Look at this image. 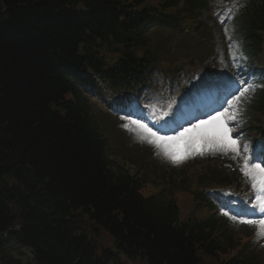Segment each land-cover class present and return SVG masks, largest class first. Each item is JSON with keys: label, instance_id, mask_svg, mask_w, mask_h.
Segmentation results:
<instances>
[{"label": "trees", "instance_id": "16d2710c", "mask_svg": "<svg viewBox=\"0 0 264 264\" xmlns=\"http://www.w3.org/2000/svg\"><path fill=\"white\" fill-rule=\"evenodd\" d=\"M73 2L0 0V130L11 137H2L6 151L14 160L30 161L39 174L56 183L52 185L62 195L91 205L97 218L111 220L121 233L125 229L126 241L131 246L140 244L152 262L197 264L199 252L214 255L219 251L217 239L208 237L195 249L193 239L179 236L170 225L152 218L123 189L108 186L98 155L91 151L72 115L75 107L63 101L67 88L55 63L62 54L75 58L85 30L109 24L115 16L108 9L77 13ZM53 103H61L67 114L57 111ZM115 211L122 212V223L120 215L112 216Z\"/></svg>", "mask_w": 264, "mask_h": 264}, {"label": "snow or ice", "instance_id": "6c2138e0", "mask_svg": "<svg viewBox=\"0 0 264 264\" xmlns=\"http://www.w3.org/2000/svg\"><path fill=\"white\" fill-rule=\"evenodd\" d=\"M249 89L245 88L244 92H248ZM244 92L241 93V96L244 95ZM236 102H239L240 97L237 96L234 98ZM230 107L233 108V113L230 114L227 109L224 112L217 113L216 116H212L208 121H201L200 124H195L192 128L185 129L184 132H181L178 137H161L157 133L152 132L147 125L135 121L134 123L138 124L141 129L147 130L153 138L150 142L157 144L158 147H162L165 150V154L169 155L175 162H179V157L176 143L184 138L187 142V147L185 154L189 151H195L197 144L202 140L206 147L209 150H214L215 148H220L221 150H230L237 155L239 154L240 148L238 141L233 139L230 135L231 129L228 128L227 123L230 120L236 119L239 115V109L230 102ZM218 122L214 128L209 131L205 130L203 133L197 132L201 128V125L204 123ZM188 133H193V135H186ZM247 146H245L244 151L247 152ZM256 159L264 161V153H261L260 156H257ZM245 175L249 177L252 181V187L256 190V205L254 209L258 210L261 214L259 219H239V223L252 226L257 229V234L260 237H264V167L260 163H253L251 166L245 161L244 164ZM228 215L227 212L224 213ZM234 221L237 220L236 216L231 217Z\"/></svg>", "mask_w": 264, "mask_h": 264}, {"label": "rangeland", "instance_id": "374dc122", "mask_svg": "<svg viewBox=\"0 0 264 264\" xmlns=\"http://www.w3.org/2000/svg\"><path fill=\"white\" fill-rule=\"evenodd\" d=\"M151 217H152V216H151ZM152 218H155V219H156L157 217H152ZM158 220H159V219H158Z\"/></svg>", "mask_w": 264, "mask_h": 264}]
</instances>
